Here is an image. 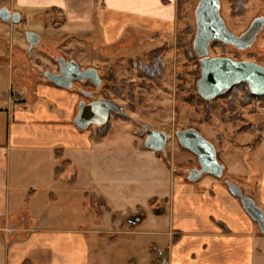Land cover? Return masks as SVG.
Here are the masks:
<instances>
[{
	"label": "rangeland",
	"instance_id": "374dc122",
	"mask_svg": "<svg viewBox=\"0 0 264 264\" xmlns=\"http://www.w3.org/2000/svg\"><path fill=\"white\" fill-rule=\"evenodd\" d=\"M94 1L98 3V0ZM196 1L176 0L174 36L153 35L148 36L147 41H142L128 35L127 30L122 34V41L110 46L105 45L102 32L93 18L89 30L76 29L71 34L69 28L60 29L64 21L59 12H40L26 8L17 10L20 18L16 24L0 20V42L13 51L22 52L24 69H21L22 75L19 76L22 82L15 79L17 69L14 64L10 65L9 70L0 69V102L10 97L11 91L15 97L20 92L24 94L31 91L32 84H49L39 75L44 67L55 70L50 54L65 61H75L83 71L95 69L103 81V86L94 92L96 99L112 101L123 111L109 116L108 136L100 142L104 149L100 154H92V160L105 167V178L115 174L116 179H121L122 183L131 180H152L155 183L159 180L161 183V180H165L162 173L146 169L145 164L148 162L144 158L140 161L139 156L135 157V163L129 157L134 148L142 149L144 136H139L136 131L145 125L166 135L165 155L159 153L156 156L169 162L173 176L181 177L196 190L198 186L203 190L201 185L209 188L212 182H221L226 188L224 181L230 180L262 209L258 192L264 164V99L251 97L245 87L228 91L211 101H204L198 96L195 85L199 78V64L192 49ZM219 2L220 16L226 28L235 35L244 33L259 15L264 18V0H242L238 11L230 0ZM27 32L39 35L44 43L42 47L29 52L25 36ZM175 38H180L178 46ZM162 47V76L154 81L138 76L137 67L148 64L149 52ZM0 51L5 53L3 49ZM209 57L248 61L264 67V26L251 48L237 51L213 43L209 48ZM119 87L121 91L117 94L113 89ZM83 88L90 89L91 86L87 84ZM38 101L42 102L47 111L54 106L47 100L37 98L34 104ZM4 108L5 104H0V110ZM54 111L56 115H61L58 109ZM190 128L198 131L214 146L218 161L225 166L223 179L204 175L197 182L188 181V171L198 169L197 160L178 145L174 131ZM88 131L96 132V127L91 126ZM33 155L34 152H27V160L22 167L11 165L9 195L14 196L17 184L26 187L22 198L28 195L30 189L28 198L36 194L37 211L33 212L34 206L28 203L23 207L29 216L35 213L32 219L29 218L34 225L52 217L53 226H95L97 229L86 235L89 245L88 264H150L151 244L157 246L159 253L154 257V264L167 259V250L171 252L172 242L168 231L172 228L174 212L172 208L169 209L166 200L152 201L150 204V197L145 193L138 195V201L125 197L114 203L111 197V202L106 205L111 209L108 211L105 204L95 202L92 196L93 181L79 180L76 185L74 183V187H67L66 182L73 175L84 173L80 165L83 160L79 159L74 160L66 171L58 170V180L55 179L54 186L50 188L54 197L45 203L47 188L36 180L30 160ZM63 159H71V155L67 153ZM138 160L141 162L139 165ZM134 186L131 185V188ZM129 187L128 192L131 189ZM153 188L156 196L160 197L166 185L157 188L154 185ZM137 205L139 208L135 207ZM138 214L143 215L142 221L131 224L128 218ZM259 248L260 263L264 264V236L259 242ZM4 253V246L0 242V259H3Z\"/></svg>",
	"mask_w": 264,
	"mask_h": 264
},
{
	"label": "crops",
	"instance_id": "0c3cea01",
	"mask_svg": "<svg viewBox=\"0 0 264 264\" xmlns=\"http://www.w3.org/2000/svg\"><path fill=\"white\" fill-rule=\"evenodd\" d=\"M0 8L16 12L24 8L59 12L64 21L60 29L69 28L71 34L76 29L89 30L94 20L106 46L122 41V34L127 30L128 35L142 41L153 35L174 36L177 20L176 0H98V3L94 0H0ZM0 49L5 52L0 51V69L9 70L14 64L15 79L22 82L19 80L20 71L24 69L22 52ZM32 85L33 89L21 100L12 96L0 102L6 106L0 110V242L5 250L0 264H88L86 235L97 229L95 226H53L52 217L33 224L31 219L35 213L29 216L23 207L28 203L34 206L32 211H37L36 194L28 198L30 189L22 198L26 187L17 184L14 196L9 195L11 165L24 166L27 152H34L30 157L33 169L28 162L29 167L41 186L47 188L45 203L54 197L50 188L58 180L59 165L64 172L79 159L83 160L80 165L84 173L73 175L66 182L67 187H74L79 180L93 181L92 196L95 202L105 204L108 211L111 209L106 205L111 197L114 203L125 197L138 201V195L145 193L149 201L166 200L174 212L172 228L168 231L172 239L171 252L167 250V259H160L156 264H261L259 242L264 235L221 182L209 183V188L201 185L203 190L199 186L196 190L181 177L173 176L169 166L156 153L141 145L142 149L136 147L130 152V159L137 163L135 157L144 158L148 162L146 169L162 173L165 180L161 183L159 180L156 183L152 180L122 183L115 174L105 178V167L92 160V154L103 151L100 142L107 138L108 132L99 137L95 131H79L73 126L78 101L76 92L45 83ZM36 98L54 106L47 111L41 101L34 104ZM55 109L61 115H56ZM67 153L71 159L64 160ZM139 160L138 165L141 164ZM128 185L129 188L134 186L129 192ZM154 185L156 188L166 185L163 196H156ZM258 193L264 212V164ZM149 253L150 264H154L155 255H159L155 244H151Z\"/></svg>",
	"mask_w": 264,
	"mask_h": 264
},
{
	"label": "water",
	"instance_id": "95a60500",
	"mask_svg": "<svg viewBox=\"0 0 264 264\" xmlns=\"http://www.w3.org/2000/svg\"><path fill=\"white\" fill-rule=\"evenodd\" d=\"M195 32L192 49L199 59V78L196 82L198 96L211 101L230 88L239 84L247 85L250 93L256 97L264 98V67L248 62L234 61L226 57H209V48L212 43L218 42L237 51H245L252 47L258 34L264 26V18L259 17L252 21L248 29L240 34L231 33L220 16L219 0H197L194 11ZM19 14H12L6 8H0V20L16 24ZM26 41L32 46L38 41L36 34L27 32ZM61 74L45 73L44 77L53 85L70 90L72 82L85 80L98 86L99 80L95 69L81 70L75 61L65 62L59 60ZM121 108L109 100L98 99L88 104L79 103L73 126L79 131H86L89 127L100 128L108 122L110 113H122ZM145 149L165 155L167 137L164 133L144 127ZM175 137L178 145L196 157L198 169L188 171V181L197 182L202 176L208 175L216 179H223L225 166L221 164L216 150L198 131L186 129L177 131ZM229 193L239 200L240 205L248 217L256 223L259 231L264 235V212L255 201L245 196L240 187L230 180L224 181ZM143 219L142 214L131 215L128 221L137 224Z\"/></svg>",
	"mask_w": 264,
	"mask_h": 264
},
{
	"label": "flooded vegetation",
	"instance_id": "af4514ba",
	"mask_svg": "<svg viewBox=\"0 0 264 264\" xmlns=\"http://www.w3.org/2000/svg\"><path fill=\"white\" fill-rule=\"evenodd\" d=\"M196 7H197V1H196ZM196 7H195V9H196ZM195 11V10H194ZM11 13L12 14H14V13H17L16 11H11ZM259 17H261V15H259L258 17H256V18H259ZM255 18V19H256ZM194 21H195V16H194ZM195 32V31H194ZM37 37H38V41L37 42H35L32 46H30L29 45V43H28V51L29 52H32L33 51V49H37L38 47H42V45L44 44L43 43V41H42V39H41V37L39 36V35H37ZM213 44V43H212ZM0 48H4V49H6L7 50V52H11L12 51V49H10V48H8L6 45L4 46V45H2L1 43H0ZM45 51L47 52L48 50L47 49H45ZM50 57H51V60H52V62L54 63V67H55V70H50L48 67H44V68H42L40 71V75L36 72V74H38L39 75V78H43L44 80H46L50 85H52V86H55V85H53L52 83H50L45 77H44V75H45V73H52V74H55V75H59V74H61V68H60V64H59V60H62L63 58H60V57H56V56H53V55H51L50 54ZM64 60V59H63ZM196 60H197V56H196ZM65 61V60H64ZM71 61V60H70ZM65 62H69V61H65ZM198 64H199V59H198ZM88 69H90V68H88ZM88 69H86V70H88ZM35 73H34V75H36ZM38 75H36V76H38ZM30 76H32V74L31 75H29L28 77H30ZM97 77H98V80H99V84H98V86H96L95 84H93V83H91L90 81H88V80H85V81H83V82H78V81H74V82H72V87H71V89L69 90V91H76V94L78 95V101H77V107H76V112H77V108H78V105H79V103H81V102H83V103H85V104H88V103H90V102H92V101H95V100H98V99H96V97H95V95H94V92H95V90H99L102 86H103V81H102V79H101V77H100V75H99V73H98V71H97ZM30 78H27V80H29ZM87 84L89 85V86H91V88L90 89H85V88H83L84 86H87ZM55 87H57V86H55ZM66 90V89H65ZM13 96V94L11 93L10 94V97H12ZM25 96H27L26 95V93H20V94H18V95H16L15 97L18 99V100H21L22 98H24ZM14 97V98H15ZM216 99V98H215ZM102 100H107V99H102ZM203 100V99H202ZM205 101V100H204ZM115 114H118V113H110V115H115ZM119 114H121V113H119ZM109 115V116H110ZM74 117H75V115H74ZM109 120V119H108ZM144 127H145V125H143L142 127H141V129L140 130H137L136 131V134H138L139 136H144V138H145V134H144ZM176 132L174 131V134H175ZM161 154V153H160ZM162 155V154H161ZM163 156V155H162Z\"/></svg>",
	"mask_w": 264,
	"mask_h": 264
},
{
	"label": "trees",
	"instance_id": "16d2710c",
	"mask_svg": "<svg viewBox=\"0 0 264 264\" xmlns=\"http://www.w3.org/2000/svg\"><path fill=\"white\" fill-rule=\"evenodd\" d=\"M230 1H231V4L233 5V7L238 11L239 9H237V8L239 6H241V1L242 0H230ZM179 41H180V38L179 39L178 38H175V42H176V45L177 46L179 45ZM214 44H219V43L218 42H214ZM223 46H225V45H223ZM163 49H164V47L149 52V54H148V64L139 65L137 67L138 76H143L146 79H148L149 81L157 80V79H159L162 76V59H161V53L163 52ZM242 87H245L246 88V90L248 91V93L250 94L251 97H254V98H257V99H264L263 97H256V96L252 95L245 84H239V85L233 86L228 91H231V92L232 91H236L237 89L239 90ZM113 90L115 92H117V94H119L120 91H121V87H119L117 89L114 88ZM226 93H224L223 95H225ZM219 97H221V96H219ZM219 97H217V98H219ZM89 128H88V130H89ZM109 130H110V124H109V122H107L106 125H104V126H102L100 128H96V132H97V134H98L99 137H103ZM143 147H144V145H143ZM165 163H166V165L169 166V162L168 161L165 162ZM61 168H62V166H59L56 171L61 170ZM149 202L151 204L152 201H149ZM218 225L221 228H223V226L220 223ZM260 234L262 235L261 232H260Z\"/></svg>",
	"mask_w": 264,
	"mask_h": 264
}]
</instances>
